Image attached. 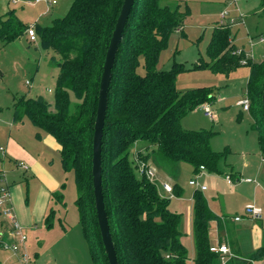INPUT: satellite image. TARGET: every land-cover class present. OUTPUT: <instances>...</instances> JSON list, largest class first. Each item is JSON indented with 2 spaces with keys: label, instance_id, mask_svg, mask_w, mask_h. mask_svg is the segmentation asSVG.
Listing matches in <instances>:
<instances>
[{
  "label": "trees",
  "instance_id": "obj_1",
  "mask_svg": "<svg viewBox=\"0 0 264 264\" xmlns=\"http://www.w3.org/2000/svg\"><path fill=\"white\" fill-rule=\"evenodd\" d=\"M161 1L133 0L108 91L101 176L104 208L118 264H186L189 260L182 242L180 215L169 209V201L160 195L155 184L137 175L129 159L131 147L140 141L153 147L149 158L163 170L173 172L180 164H188L195 173L200 172V167L214 173L223 156L211 149L214 132L181 127V120L187 114L204 104H212L215 96L212 90L202 88L178 92L176 77L185 69L180 65L170 71L158 68L170 34L182 27L185 17L178 10L179 4L162 5ZM122 3L123 0H72L66 14L53 19L51 25H36L40 45L58 58L54 111L41 97L19 98L12 108L15 123L28 119L60 146L62 170L74 176L77 192L74 205L92 264H108L94 208L92 137L105 54ZM27 30L28 26L14 9L0 17L3 45L27 35ZM237 52L230 26H218L207 46L209 62H200L194 68L229 72L235 67L248 66L245 88L250 101L248 112L264 161V59L253 62ZM140 66L143 73L137 72ZM148 156L141 157L140 161L146 163ZM175 189V195L179 196L180 192ZM63 190L64 185L52 194L61 207H64ZM192 201L196 251L193 262L221 264L220 255L209 250V223L217 221L218 231L223 233L220 218L209 210L201 193L195 192ZM54 218L55 212L51 209L44 219L48 229L53 227ZM234 256L242 258L238 251ZM245 259L241 264L264 263V247ZM226 264L237 263L230 258Z\"/></svg>",
  "mask_w": 264,
  "mask_h": 264
},
{
  "label": "rangeland",
  "instance_id": "obj_2",
  "mask_svg": "<svg viewBox=\"0 0 264 264\" xmlns=\"http://www.w3.org/2000/svg\"><path fill=\"white\" fill-rule=\"evenodd\" d=\"M219 1L220 3L225 2V5L214 3L206 6V4H201L196 0L161 1L162 5L168 2L179 4L178 10L185 17L181 27L182 32L173 31L170 34L167 48L160 54L158 68L170 71L174 66L180 65L185 69L176 77L175 86L178 92L186 93L193 89L202 88L212 90L213 95L217 96V101L215 100V103L210 104L212 117H206L202 109L196 108L184 117L181 126L185 127L187 124L191 128L190 131L214 132L215 135L210 141L211 149L223 153L218 161L217 171L214 173L206 171L195 173L188 164H180V169L176 167L175 172L169 171V169L163 170L153 158L148 156L149 161L158 168L155 185L160 195L169 201V209L180 215L182 242L189 258L186 264H194L196 255L192 201L195 192L203 195L209 210L216 217L224 218L227 232L226 235L224 232L220 233V238L223 239L225 235L231 241L235 240L240 250L238 254L242 257H232L237 264L246 262L245 258L255 250L264 247V190L263 185L260 184L262 181L260 174L264 172V162L261 161L258 136L253 128L251 115L237 106V102L245 95L249 68L242 65L229 72L207 67L194 68L200 62H209L207 46L212 32L218 26H228L235 23L238 19H233L234 15L230 10L236 8L240 9L239 14H237L238 18L240 13H245L252 19H258V25L253 26L250 19H248V26L240 23L232 25L230 27L232 43L239 52L244 54V59L253 62L264 59V42H259L260 38H264V10L260 4L261 0ZM57 2L51 11L42 14L44 8L41 4L29 6L22 2L12 4L10 0H0V17H3L6 11L14 9L17 17L28 27L49 26L53 19L66 14L72 0H57ZM229 3L231 4L229 5ZM221 6L222 8L223 6L228 7L226 10L230 13L225 12V14L220 15L219 8ZM249 32L253 38L248 37ZM57 62V56L52 51L43 49L37 36L35 42H30L27 35H23L6 45L0 42L1 159L6 150V141L12 128L20 127L23 133V131H28L26 127L28 126L29 130L32 129L36 132L28 119H23L19 123L13 121L12 108L17 99L41 97L54 111V89L59 72ZM137 72L143 73L142 66L138 68ZM70 98L72 102L76 103L73 95H70ZM13 122L15 123L14 127ZM24 144L29 145L25 138ZM139 144L141 145L138 148L135 145L131 147L129 157L130 162L135 167L142 160L139 158L140 156H137L138 149L142 153L147 149H149L148 154L152 152L151 147H146L147 144L141 141ZM20 160L19 164L28 169L31 168L26 160ZM39 165L46 171L45 173L51 180L56 182L57 187L59 186L56 192H59L61 186L64 185L62 192L64 207L51 200L52 194L56 192L54 190L49 191V208L46 216L52 209L55 212V218L53 227L48 229L44 224L46 216L40 222L39 214H37V210L41 208V193L47 175L40 173L39 176L29 170L23 176L21 171L7 170V180L12 183L11 190L14 189V192H17L16 200L20 203V207L24 209L36 208L28 217V219H33L32 222L30 221L29 227L23 228L21 226L27 236V242L18 253L28 256V264H92L86 241L78 224L77 210L74 205L77 197L74 176L72 173H63L59 156L54 152L51 153L46 163L40 161ZM0 168H2L1 165ZM165 173L173 177L174 185L181 192L179 196H176L174 191L171 194L162 191L160 184L167 181ZM137 175L139 174L137 173ZM228 175L237 176L239 180L230 184L226 180ZM32 178L33 180H31ZM60 179L62 180L61 184ZM194 179L197 185L189 186V181ZM245 179H251L253 182L245 183ZM257 184L259 185L256 186ZM174 185L173 183L170 185L172 189H175ZM201 186H205L207 191L201 192ZM247 206L260 208L262 210L261 218L246 216L244 210ZM35 213L36 216H34ZM234 216L240 217L241 221L239 223L233 222ZM216 222L211 221L209 223L211 246L218 244ZM26 247L28 251H26ZM253 264L264 263L256 262Z\"/></svg>",
  "mask_w": 264,
  "mask_h": 264
},
{
  "label": "crops",
  "instance_id": "obj_3",
  "mask_svg": "<svg viewBox=\"0 0 264 264\" xmlns=\"http://www.w3.org/2000/svg\"><path fill=\"white\" fill-rule=\"evenodd\" d=\"M196 1L199 2V3H201V4L202 3L203 4H206V6H207V4L209 5V4H214V3H220L219 0H196ZM237 1H239V0H237ZM220 4H222V5L224 4L225 5V2H222ZM230 4L231 3H229V5ZM260 4L262 6V9L264 10L263 0L260 1ZM43 8H44V12L42 11V14H45L46 12L48 13L49 11L52 10V8L49 9V10H47L44 6H43ZM227 8L228 7H226V6H223V8L221 6L219 8V14L222 15L225 12L230 13L229 11H227L228 10ZM236 9H231L230 10L233 13V15H234V18L233 19L234 20L238 19L235 23L229 25L230 27L232 25H235V24L238 25L239 23L242 24V25H245V26L247 25L248 26L249 25L248 19H250V23H252L253 26L258 25V19H252L249 16H247L245 13L244 14L243 13H240L239 18H238V15L237 14H239L238 12H240V9L239 8H236ZM245 19L247 21V24H246ZM245 28L247 29V27H245ZM177 32H182L181 28L178 29ZM248 37L249 38H253V36L250 35V32H249ZM262 60L263 59H261L260 61H262ZM260 61H258V62H260ZM216 99H217V96L215 95V100ZM213 103H215V102H213ZM12 119H13V116H12ZM183 119H185V118H183ZM14 124L15 123L13 122V124H12L13 127H14ZM26 127H27V130L28 131L27 132H24L23 131V133L21 132V128L20 127L19 128H12L11 129L10 136L8 137V139L6 141V150L4 151L3 158L2 159L0 158V165H1V167L3 169H5L6 172H7V170H9V171H21V173H22L23 176L25 175L24 174L25 172H29V170H32L33 173H36L37 175L40 176V173H45L46 171L43 170L40 167L39 163H40V161H43L44 163H46L47 160L50 158V155H51L52 152L58 154V156H59V163H60V166H61V162H60V146L57 144V142L55 141V139L52 136H50V135H48V134H46L44 132H42L43 134L40 133L41 131H39V130L37 132V129L34 126L33 127L36 130V132L34 130H32V129L29 130L28 126H26ZM181 127L183 129H185V130H188V129L190 130L191 129L187 124H185V127H183V126H181ZM33 135H34V138H32ZM24 138L29 143L30 146L24 144ZM139 143L140 142H136L134 144L136 146V148H138L141 145ZM146 147L149 148L148 146H146ZM150 149H151V151L154 150L153 147H151ZM148 151H149V149H147L145 152L142 153L138 149L137 150V153H138L137 156L138 157L140 156L139 158H141V157L146 158V156L149 155L148 154ZM260 157H261V155H260ZM20 159L26 160L31 165V168L30 169H28V168L23 169L22 167H20V164L18 163V162L21 161ZM261 161L264 162L262 160V157H261ZM146 163L149 164V165H151L158 172V168L155 165H153L149 161V159H147V162ZM177 168L180 169V165ZM263 173L264 172H261V174H260L261 175V178H262V181H263V182L261 181L262 183L260 182V184L263 185V190H264V175H263ZM45 174L47 175V173H45ZM64 174H66V173H64ZM229 176L234 181H236V179L239 178L237 176H234V177L231 176V175H229ZM165 178H167L166 179L167 181H164V183H167L169 185H171L172 183H173V185L175 184L174 181H173L174 179H172L173 178L172 176H170V175H168V174L165 173ZM31 180H33V178ZM61 183H62V180L60 179V184ZM9 184H10L11 204H12V207L14 208L13 209L14 210V214H15V216H16L19 224H21V226L23 228L24 227L25 228H28L29 225L31 224L30 221L32 222V220H33L32 218L31 219H28V217H29V215L32 214L31 212H33L36 208H33V209H29V208L28 209H26V208L24 209V208H21L20 207V203L18 202V200H16V194H17V192H14L15 191L14 189L11 190L12 183L10 182ZM43 185H44V187H43V190H42V193H41L42 194V198H41L42 199V204H41V208L39 210H37V212H38L37 214H39V218H40L39 220H40V222L43 220V218H45V216H46V214L48 212V208H49V206H48L49 191H53L54 190L56 192V190L59 188V186L57 187L56 182H54L53 180H51V178L48 175H47L46 180H44ZM258 185L259 184H257L256 186H258ZM175 190H177L178 192H180V189L177 188V187H176ZM162 191H164V190L162 189ZM51 200H53V198ZM34 216H36V213L34 214ZM234 217H236V216H234ZM233 218H232V221L234 222ZM255 218H261V217L260 216H257ZM223 219L224 218L221 217L220 218V222L223 225V229H224L223 232L226 235V232H227L226 231V225H225ZM240 221L235 222V223H239ZM216 223H217V225H216V227H217L216 233H217V240H218L217 241L218 242L217 245L226 244L229 247L231 253H233V254H234V252H237V251L240 252V250H239V248H238V246H237V244H236V242H235L234 239L231 241L227 236L225 237V235H224L223 239L220 238V232L218 231V227H219L218 226V222H216ZM26 248H25V250H26ZM26 251H28V248H27ZM20 256H21L20 253H16L15 254V253H12V252H9V251H4V250H2L0 248V264H7V263H9V264L10 263L19 264L20 263L19 262Z\"/></svg>",
  "mask_w": 264,
  "mask_h": 264
},
{
  "label": "built area",
  "instance_id": "obj_4",
  "mask_svg": "<svg viewBox=\"0 0 264 264\" xmlns=\"http://www.w3.org/2000/svg\"><path fill=\"white\" fill-rule=\"evenodd\" d=\"M12 4H18L22 2L23 4L29 6H35L38 4L43 5L45 8L50 9L53 6L57 5V0H10ZM225 14V13H223ZM27 36L30 42L36 41V32L33 26L28 27ZM260 43L264 42V38L259 39ZM239 54V51L237 52ZM244 63V62H243ZM28 84V82H26ZM237 105L240 106L244 111H249L250 101L248 96L245 94L242 99L237 102ZM204 112L206 117H212V110L209 104H204L200 107ZM0 150H2L0 148ZM20 167L26 169L23 165L20 164ZM200 173L203 171L205 172L203 167L199 168ZM136 173H138L139 177L144 176L146 177L151 183H156V169L153 168L151 165L140 162L136 165ZM226 180L228 183L232 184L239 179L234 181L229 175L226 176ZM242 181V180H240ZM245 183H252L251 179H245ZM196 180L189 181V186H196ZM161 188L164 190L165 193L171 194L173 192L172 187L167 184L163 183L160 184ZM200 191H206L205 186L200 187ZM245 215L246 216H260L262 210L260 208L254 206H247L245 208ZM234 222L240 221V217L236 216L233 218ZM6 239H5V238ZM27 242V236L25 231L19 224L14 210L11 204V195H10V184L6 177V170L0 168V248L4 251H9L12 253H18L21 247H24ZM210 252L220 255L221 264H226L230 258L233 257L229 247L226 244H220L217 246H210ZM20 264H28L29 258L28 256L21 255L19 259Z\"/></svg>",
  "mask_w": 264,
  "mask_h": 264
},
{
  "label": "water",
  "instance_id": "obj_5",
  "mask_svg": "<svg viewBox=\"0 0 264 264\" xmlns=\"http://www.w3.org/2000/svg\"><path fill=\"white\" fill-rule=\"evenodd\" d=\"M132 5H133V0H123L105 54L104 64L100 78L99 90H98L96 117L94 121L93 137H92L91 175H92L94 208L96 212L98 229L101 236V242L104 248V252L108 264H118V262H117L116 251L114 248L112 236L108 225L107 214L104 208L102 176H101V170H102L101 146H102L104 120L107 109L108 91L112 76V68ZM262 109L264 116V88L262 92Z\"/></svg>",
  "mask_w": 264,
  "mask_h": 264
}]
</instances>
